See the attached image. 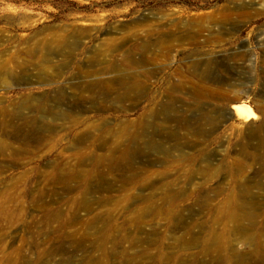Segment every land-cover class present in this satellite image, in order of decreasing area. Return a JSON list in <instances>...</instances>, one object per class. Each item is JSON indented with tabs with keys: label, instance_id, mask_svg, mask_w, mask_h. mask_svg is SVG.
Listing matches in <instances>:
<instances>
[{
	"label": "rangeland",
	"instance_id": "rangeland-1",
	"mask_svg": "<svg viewBox=\"0 0 264 264\" xmlns=\"http://www.w3.org/2000/svg\"><path fill=\"white\" fill-rule=\"evenodd\" d=\"M2 76L0 264H264V0H0Z\"/></svg>",
	"mask_w": 264,
	"mask_h": 264
},
{
	"label": "bare ground",
	"instance_id": "bare-ground-1",
	"mask_svg": "<svg viewBox=\"0 0 264 264\" xmlns=\"http://www.w3.org/2000/svg\"><path fill=\"white\" fill-rule=\"evenodd\" d=\"M59 42V41H58ZM94 74L91 72H88V74L85 75V78H90L93 77ZM2 80H5V76H2L0 78V82H2ZM111 83L110 81H107L105 83H103L104 85H107ZM114 84H116L120 90L126 91L128 92V94L124 95L123 97H120V100L126 99L128 98V96L130 95L129 93H134L136 91H138L139 89H142V85L138 82L135 81V79L133 77H126V76H119L115 81H113ZM97 85H99L98 83H95ZM102 84V85H103ZM94 88L97 90L99 88H97L96 85H92L91 87H86L84 89V91L86 92H93ZM107 90V89H106ZM130 98V97H129ZM34 99H26L23 102V106H21V110H27V109H31L32 107V103H33ZM236 104V103H235ZM38 108L40 110V114L44 113H48L50 115L48 116H43V118H51L52 119V123H55V121H62V122H74V126H76L78 124V121H75L73 118V114H69V113H65L62 110H60L58 107H60L59 105H56V108H53V105H50L51 107H49L47 104H45L44 102H38L37 103ZM51 109L53 110V112H51ZM43 111V112H42ZM231 112L232 114L238 119L241 120L244 123H249L248 128L252 129V128H257L255 125V120L257 119V115L256 113L253 111V109L249 106H246L245 104H240V105H234V107L231 108ZM18 113V112H17ZM6 111H1L0 113V117L5 116ZM51 121V120H48ZM87 121L82 122L83 125H87ZM48 129H57L53 124L48 123V124H44V130L47 132ZM125 131L124 127H121V129H119V131L117 132V134L111 136V133L109 130H105L103 128H101L99 125H94V124H88L87 126V133H82L81 135H88L91 132H99L101 139L110 142L112 140V138H117L121 133H123ZM115 136V137H114ZM105 141L103 142V149L106 150L107 149V143ZM118 151V149H114L112 151V154L105 157H101L98 159L99 163H103V162H111L113 166L116 165V162L113 161V156H115ZM116 153V154H114ZM118 159L119 160H127L129 158V152L128 151H122L118 153ZM186 157V156H185ZM90 203H85L84 205V209H90ZM227 211L230 213L229 217L227 219L222 218L221 220L218 219V221H220L219 225H222L225 221L229 222L233 225H239L241 223V219L239 218V214L237 212H235V208L230 205L227 208Z\"/></svg>",
	"mask_w": 264,
	"mask_h": 264
}]
</instances>
